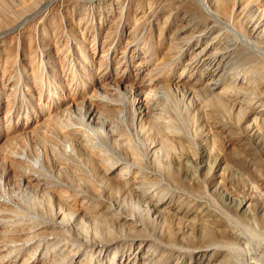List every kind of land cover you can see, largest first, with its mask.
<instances>
[{
	"label": "bare ground",
	"instance_id": "6f19581e",
	"mask_svg": "<svg viewBox=\"0 0 264 264\" xmlns=\"http://www.w3.org/2000/svg\"><path fill=\"white\" fill-rule=\"evenodd\" d=\"M6 1L48 2L55 30L62 15L64 29L126 36L135 74L75 85L61 140L31 163L15 157L6 242L34 264H264V0ZM169 86L197 104L209 138L189 131ZM17 193L46 209L27 218Z\"/></svg>",
	"mask_w": 264,
	"mask_h": 264
},
{
	"label": "rangeland",
	"instance_id": "374dc122",
	"mask_svg": "<svg viewBox=\"0 0 264 264\" xmlns=\"http://www.w3.org/2000/svg\"><path fill=\"white\" fill-rule=\"evenodd\" d=\"M15 5L0 0V197L5 191L10 193L18 183L22 165L15 157L23 155L31 163L37 153L44 154V148L48 150L61 140L60 131L64 128L61 109L72 98L68 93L75 85H80L84 93L93 90L103 76L111 78L116 73H124L126 79H135L129 58L122 55L129 42L126 36L105 34L97 29L91 32L64 29L66 20L62 15L57 17L59 28L55 30L47 11L48 2L30 5L22 12ZM148 38H153L151 31L137 34V40ZM133 45L140 48L139 43ZM169 88L189 131L203 139L209 138V127L197 104L183 97L176 88ZM230 111L237 113L232 107ZM74 153L79 157V167L89 173L91 168L102 179L104 173L95 171L94 163L80 157L77 150ZM40 168L47 180L56 177L46 171L49 170L47 158H43ZM7 176L9 181L4 180ZM67 180H71L69 174L63 183ZM16 197L27 218L34 219L38 209H46L40 204V196L17 193ZM51 197L56 205V198ZM25 224L39 225L37 222ZM8 231L7 219L0 213V259L4 264H34L26 250L13 248L6 242Z\"/></svg>",
	"mask_w": 264,
	"mask_h": 264
}]
</instances>
